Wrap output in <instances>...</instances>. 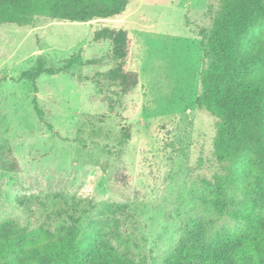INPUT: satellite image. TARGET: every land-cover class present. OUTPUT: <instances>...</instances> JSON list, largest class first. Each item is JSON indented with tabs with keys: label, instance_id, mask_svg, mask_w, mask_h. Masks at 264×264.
<instances>
[{
	"label": "rangeland",
	"instance_id": "rangeland-1",
	"mask_svg": "<svg viewBox=\"0 0 264 264\" xmlns=\"http://www.w3.org/2000/svg\"><path fill=\"white\" fill-rule=\"evenodd\" d=\"M218 8L131 0L110 19L0 25V227L54 234L79 217L83 241L136 264H164L184 237L223 251L243 226L229 213L243 207L250 184L217 159V120L196 104L201 30ZM105 27L128 32L126 69L139 83L124 96L101 76L114 66L111 42L93 41ZM77 55L81 64L62 70ZM39 62L57 74L41 75L35 92L20 77ZM251 196L264 214V190Z\"/></svg>",
	"mask_w": 264,
	"mask_h": 264
},
{
	"label": "trees",
	"instance_id": "trees-1",
	"mask_svg": "<svg viewBox=\"0 0 264 264\" xmlns=\"http://www.w3.org/2000/svg\"><path fill=\"white\" fill-rule=\"evenodd\" d=\"M131 0H0V25L27 26L43 16L72 23H87L122 15ZM219 4L210 29H202L206 67L197 106L217 120L214 150L220 162L231 164L233 180L250 184L243 191L241 209L229 216L243 223L228 237L221 253L205 249L204 242L184 237L164 264H264V214L253 204V193L264 190V0H216ZM94 42L110 41L114 66L101 74L124 96L139 83L127 71L130 41L123 29L102 28ZM81 64L79 55L64 69ZM61 70V71H62ZM43 74L56 75L39 62L20 79L33 83ZM40 120L44 112L32 100ZM51 128V126H49ZM128 138V135H126ZM84 200L75 205L80 208ZM81 218L69 217L54 234L41 228L27 231L18 225L0 227V264H136L109 245L82 240Z\"/></svg>",
	"mask_w": 264,
	"mask_h": 264
}]
</instances>
